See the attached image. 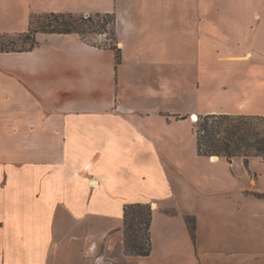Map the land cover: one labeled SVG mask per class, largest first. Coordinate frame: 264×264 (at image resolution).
<instances>
[{"label":"crops","instance_id":"crops-1","mask_svg":"<svg viewBox=\"0 0 264 264\" xmlns=\"http://www.w3.org/2000/svg\"><path fill=\"white\" fill-rule=\"evenodd\" d=\"M45 12L113 14L116 49L37 32L0 52V264H264V157L199 155L192 119L264 116V0H0V32ZM191 179L223 194L201 200L228 248L201 245ZM137 202L146 256L124 250Z\"/></svg>","mask_w":264,"mask_h":264},{"label":"trees","instance_id":"trees-1","mask_svg":"<svg viewBox=\"0 0 264 264\" xmlns=\"http://www.w3.org/2000/svg\"><path fill=\"white\" fill-rule=\"evenodd\" d=\"M108 18L107 21L102 19ZM111 25V33L115 42L114 15L111 13H94L85 15L75 12H45L31 14L29 24L22 32H1L0 52L29 51L36 46L37 32L77 33L80 37L95 46L99 45L86 39V32H105ZM116 63L120 61L118 49ZM195 125L197 152L199 155H218L231 161L233 157H243L247 164L250 155L264 157V116L246 114H206L198 118ZM196 121V122H197ZM152 208L149 203H129L123 207V239L127 254L146 256L150 252V222ZM191 235L194 233V220L187 218Z\"/></svg>","mask_w":264,"mask_h":264},{"label":"rangeland","instance_id":"rangeland-1","mask_svg":"<svg viewBox=\"0 0 264 264\" xmlns=\"http://www.w3.org/2000/svg\"><path fill=\"white\" fill-rule=\"evenodd\" d=\"M103 21H107L108 18H104L102 19ZM20 32V31H19ZM22 32V31H21ZM111 25H108L107 30L105 32H100V30L98 31H92V32H86L85 36L86 39H88L89 41L95 42L99 45H107V44H113L114 45V39H113V35L111 33ZM1 33V32H0ZM176 76V74H175ZM179 91V89H175V93ZM196 116H192V119L194 121H197L198 118ZM198 123V121L196 122V124ZM195 124V125H196ZM195 147V143H194V138L193 140H190V153L192 152V149H194ZM191 160L195 163V164H199V167L202 168V162H199L198 159L194 158L192 156L191 153ZM236 160H239L238 157H236ZM234 170L235 167L233 166ZM238 172H240L238 170ZM208 176V175H207ZM202 181V178L200 179ZM203 184L201 190H199V188L197 187V185H195V182L193 179H191L190 183L188 184L189 187V208L192 210L191 213L194 214L195 216L199 215V218L201 219V225L204 226V228H201V245L205 246V248H208L211 251H215V249L213 250V246L216 247H221L222 249L224 248H228L230 246L229 243V237L223 236L221 233L219 234L218 232H214V231H207V226H211L214 228H217L219 230H221V228L219 227V216L221 215V212H216L213 210L214 207V199H217L219 197H221V195H223L221 192H219V190L216 188V186L213 184V181H209L207 180L206 183L204 184V182H201ZM217 189V190H216ZM206 190V191H205ZM211 198L213 200H210V202L205 201V200H201V198ZM219 200V199H217ZM220 202V201H219ZM219 202H217L216 204H218ZM215 204V205H216ZM253 205L255 210L257 211H262L264 212V202L262 200H259L257 198H253ZM206 207V208H205ZM205 208V209H204ZM206 210H212L214 212H204ZM223 214V212H222ZM205 222V223H204ZM258 225H260V227L263 225L264 226V219H260L258 221ZM210 238L209 240H206ZM217 241V243H215ZM210 244V245H209ZM222 244V245H221ZM209 245V246H206ZM220 245V246H218Z\"/></svg>","mask_w":264,"mask_h":264},{"label":"bare ground","instance_id":"bare-ground-1","mask_svg":"<svg viewBox=\"0 0 264 264\" xmlns=\"http://www.w3.org/2000/svg\"><path fill=\"white\" fill-rule=\"evenodd\" d=\"M196 118V117H195Z\"/></svg>","mask_w":264,"mask_h":264}]
</instances>
